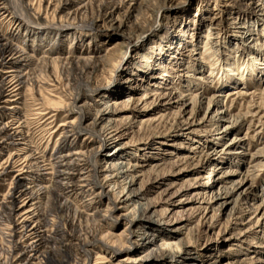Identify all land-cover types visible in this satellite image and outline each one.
<instances>
[{
  "label": "rangeland",
  "instance_id": "374dc122",
  "mask_svg": "<svg viewBox=\"0 0 264 264\" xmlns=\"http://www.w3.org/2000/svg\"><path fill=\"white\" fill-rule=\"evenodd\" d=\"M31 2L38 7L39 0ZM257 6L263 7L264 0H126L117 11L109 9L113 12L107 20L108 30H84L80 43L68 38L61 45L64 49L70 46L98 52L103 60L94 89L85 93L82 102L95 110L110 111L108 119L117 132L101 145L102 153H116L114 161L123 162L119 165L124 171L127 162L135 165L130 171L135 178L131 192H143L136 200L150 206L145 220L151 219L159 229L156 236L152 227L145 236H132L128 245L138 255L144 252L140 250L142 244L164 240L170 245L190 243L167 258L166 264H264V152L258 151L264 147V123L258 122L259 116L264 121V107L258 103L263 98L259 80L264 73V13ZM9 17L0 20L3 32L12 20ZM137 24L142 25L144 34L153 31L127 48V37L135 33ZM120 27L125 36L119 33ZM172 37L174 40L165 45ZM162 47L168 50L167 60L162 62L170 74L161 78L160 70L154 69L155 78L148 79L137 73L139 68H150L145 57L160 54ZM251 69L255 70L253 80L249 85L241 84V77L235 73ZM227 72L236 78L234 85L222 82ZM41 88L43 95L50 96L51 87L43 84ZM118 90L125 94L113 97ZM236 91L244 95H234ZM34 92L25 91L19 107L27 117L32 144L48 155L58 137L55 133L49 137V132L75 114L59 111L53 128L41 131L43 119L34 115ZM193 95L201 102L199 108L194 104L197 98L191 99ZM247 108L250 113L245 115ZM217 112L224 113L217 116ZM253 112L258 117H253ZM8 119L0 117L2 122ZM209 120L219 122L212 125ZM223 126L229 127L217 138ZM101 127H97L99 134ZM234 136L240 139L233 141ZM82 139L83 134L77 137L84 143ZM98 140L92 138L91 144L99 145ZM8 152L4 150V158ZM252 156L261 161L257 167H249ZM99 164L105 166V160ZM246 170L254 175L253 185L251 177L239 181ZM10 180L8 177L2 182L0 200ZM251 203L254 205L249 206ZM256 205H260L259 211ZM129 208L131 205L123 206L117 215ZM112 258L108 264L117 263V258ZM156 259L145 257L140 264Z\"/></svg>",
  "mask_w": 264,
  "mask_h": 264
},
{
  "label": "bare ground",
  "instance_id": "6f19581e",
  "mask_svg": "<svg viewBox=\"0 0 264 264\" xmlns=\"http://www.w3.org/2000/svg\"><path fill=\"white\" fill-rule=\"evenodd\" d=\"M124 2L126 0H39L36 8L31 0H0V20L7 16L12 19L8 20L7 31L0 29V104H9L0 105V117H9L4 122L0 120V186L11 177L8 191L0 200V264H108L114 260L112 257L117 258L115 264H140L145 257L157 258L151 264H166L167 258L190 244L170 245L161 238V243L142 244L140 250L144 252L140 255L129 247L135 233L145 236L152 227V235L156 236L159 229L154 227L151 219L145 220L150 206L136 200L143 192H131L135 178L130 171L135 165L127 162L124 171L119 165L123 162L114 161L118 157L116 153H102L101 145L117 132L108 119L110 111L108 108L95 110L86 101L82 102L85 93L93 91L98 66L103 60L98 52L61 46L68 38L80 43L81 31L108 30L107 20L112 18L113 12L109 9L115 12ZM258 7L264 13V6ZM120 29L119 33L125 36V31ZM134 31L126 36L127 48L153 30L144 34L142 25L137 24ZM173 40V37L167 38L165 45ZM160 51L154 57H145L150 68L146 71V68H139L137 73L154 79L155 72L160 70L161 78L168 76L167 65L162 62L167 60L168 50L162 47ZM237 71L235 75L241 77V84L253 80L254 69L245 73ZM257 73L259 77L260 71ZM223 77L222 82L227 86L235 84L233 74L227 72ZM261 77L263 98H259L258 103L263 108L264 73ZM43 84L58 93L52 94L50 88V96L43 95ZM27 90L35 91L34 115H41L40 130L43 132L53 128L57 112L64 110L75 114L73 119L58 124L49 132V137L52 133L58 137L54 150L48 155L40 150V146L32 144L27 117L19 107ZM124 92L118 90L113 97ZM185 95L178 94V97ZM234 95L244 93L236 91ZM194 98L197 97L193 95L191 99L194 101ZM196 101L194 104L199 108L201 102L198 98ZM208 104L211 108L213 103L209 101ZM223 113L217 112V116ZM249 113L247 108L245 115ZM43 115L48 117L42 118ZM252 115L258 117L257 112ZM209 122L216 125L219 120ZM258 122L264 123L262 116L258 117ZM101 125L99 134L97 127ZM228 127H219L217 138ZM81 134L84 143L77 141ZM92 138L99 139V145L91 144ZM237 139L240 138L234 136L232 140ZM4 150H9L5 158ZM258 151L264 152V147ZM104 160L105 166H100V161ZM260 162L252 156L249 167H257ZM102 167H105L104 171ZM108 171L111 173H106ZM253 178L254 175L252 177L246 170L239 181L249 179L253 185ZM104 198L106 201L102 204ZM127 205L132 208L117 215ZM256 206L259 211L260 205ZM117 226L120 227L116 232Z\"/></svg>",
  "mask_w": 264,
  "mask_h": 264
}]
</instances>
